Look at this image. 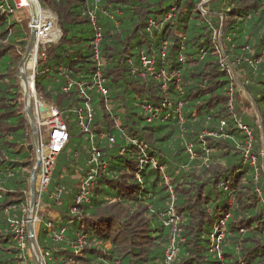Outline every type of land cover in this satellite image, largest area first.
Returning <instances> with one entry per match:
<instances>
[{
  "label": "trees",
  "instance_id": "16d2710c",
  "mask_svg": "<svg viewBox=\"0 0 264 264\" xmlns=\"http://www.w3.org/2000/svg\"><path fill=\"white\" fill-rule=\"evenodd\" d=\"M37 1L60 38L39 49L34 89L69 135L39 205L44 264H166L170 246L171 264H264V0ZM0 4V264H34L10 231L37 162L17 72L30 15ZM93 147L105 165L90 172Z\"/></svg>",
  "mask_w": 264,
  "mask_h": 264
},
{
  "label": "built area",
  "instance_id": "2783aa9c",
  "mask_svg": "<svg viewBox=\"0 0 264 264\" xmlns=\"http://www.w3.org/2000/svg\"><path fill=\"white\" fill-rule=\"evenodd\" d=\"M12 1H13V5H7L5 9L9 11H13L15 9H25L28 10L31 16V19L29 21V27L33 28L35 32V41L32 51L35 54L34 62L36 65L38 55L40 54L42 58L44 57L43 51L42 52L40 51L39 53V49L47 43L58 41L60 38V30L58 29L56 24V16L52 12H50L47 8L42 7L40 3L37 1L36 2L37 15L33 20L32 10H31V0H12ZM0 9H4L2 4H0ZM44 13L49 14L50 17H43ZM91 20L93 25H95L94 15L92 13H91ZM150 25L152 27H158L159 23L155 20H151ZM95 29L97 30V33L94 42V50H95L94 57L97 60L98 65H100V61L98 58V50H97L100 34H99V28L96 25H95ZM141 62L147 70L151 69L152 62L148 60L145 56H141ZM31 80H32V88L30 89V92L33 91L35 104L32 108L33 126L30 127L32 134L35 135L37 138V142L36 143L33 142L38 160V165L36 167L37 174H35L37 176V184L35 188V196L32 207L29 206V202H28L27 206H24L21 209L22 216L18 219L10 220V231L12 232L13 239L16 242L17 247L21 251H24L26 255H27L26 250H28L29 248H31L33 251V247L30 245L28 239L29 232L27 229V223L30 222L32 226L33 234L35 235L34 226L35 223L39 220L38 213L40 211L39 205L41 202L42 194L46 190L50 182L56 157L67 143L69 137L68 130L61 116V113L56 108L44 104V102L36 96L34 89V79L32 76H31ZM95 81L99 91L105 95L106 89L103 88L101 84V77L99 72H97L95 76ZM71 85L72 84L70 81H66L63 86V90L67 91L71 87ZM78 86L81 89L80 84H78ZM81 93L83 94V90H81ZM40 108H42L43 110L40 111ZM85 109L86 112L84 113H81L80 111L77 112L78 126L82 132L88 134L90 139H92L93 135L88 130V125L85 122L86 120L89 121L92 118V111H91V107L88 104L85 106ZM43 127L46 128V132L48 134V137H44V140L42 138ZM240 127L244 129L247 134V141H246L247 143L245 146V150L246 153L248 154V151L251 149L252 137L250 131L247 129L246 126L240 124ZM104 136H106L104 133L100 134V137H104ZM109 140L113 142V138L110 137ZM248 158L250 160V165L255 167V162H256L255 157L248 154ZM89 162L92 164L90 172H95L96 167L100 164L102 166L105 165V163L100 160L99 152L96 150L95 147H93L91 150V157ZM93 178H94L93 175H89L85 183L81 185L79 194L77 196V202H79L82 198L86 197L87 191L85 190V185H87L88 181L93 180ZM5 212L9 213L7 209L5 210ZM171 241H173V237ZM83 242H84L83 236H80L77 241L78 246H81ZM40 256H41V252H40ZM173 256H174V251L170 246L167 248L165 252L166 264H171L173 260Z\"/></svg>",
  "mask_w": 264,
  "mask_h": 264
},
{
  "label": "water",
  "instance_id": "95a60500",
  "mask_svg": "<svg viewBox=\"0 0 264 264\" xmlns=\"http://www.w3.org/2000/svg\"><path fill=\"white\" fill-rule=\"evenodd\" d=\"M36 2L37 0H31V10H32V18L33 20L35 19L36 15H37V6H36ZM34 41H35V32L33 28H30V36H29V40L24 52V55L18 65V78L20 81V84L22 86L23 89V93H24V107H25V113H26V117L27 120L30 124V126H33V119H32V110H31V106H30V100H31V92L27 83L28 80V76L25 73V64L26 61L28 59V57L31 55L32 50H33V46H34ZM34 71H35V66L33 67V74L32 77L34 79ZM43 109L40 108V111H42ZM258 115V113H257ZM259 119V116H258ZM260 121V119H259ZM33 142L36 143L37 142V138L35 135H33ZM264 159V156H263ZM38 165V160L35 164V167L33 169V172L31 174V178H30V201H29V206L32 207L33 205V201H34V196H35V170L36 167ZM27 229L29 232V243L30 245L33 247V258H34V262L35 264H43L41 261V257H40V251L38 250L37 244H36V238L34 237L33 234V230H32V226L30 224V222L27 223Z\"/></svg>",
  "mask_w": 264,
  "mask_h": 264
},
{
  "label": "rangeland",
  "instance_id": "374dc122",
  "mask_svg": "<svg viewBox=\"0 0 264 264\" xmlns=\"http://www.w3.org/2000/svg\"><path fill=\"white\" fill-rule=\"evenodd\" d=\"M27 12H28V10H26ZM28 14H29V12H28ZM30 15V14H29ZM30 19H31V16H30ZM33 59H34V55H33ZM33 67H34V64H33ZM33 67L32 68H27V69H25V73H26V75L29 77H31L32 76V74H33ZM20 82V81H19ZM22 87V86H21ZM23 90V89H22ZM34 104H35V99H34V96H33V91L31 92V100H30V106L31 107H33L34 106ZM44 135L42 136V138H43V140H44ZM77 142H80V138H77ZM74 148V147H73ZM64 158H65V155H61L60 157H58V159H57V165H56V170H55V174H58V170H59V168H60V166H61V164H62V162H63V160H64ZM71 169H72V167H71ZM70 171H65L64 172V176H67L68 175V173H69ZM54 179H55V177H54ZM36 184H37V176L35 175V188H36ZM53 189H55V187H54V185H50V186H48L47 187V189L43 192V195L44 196H47V193H48V191H53ZM29 201H30V198H29ZM39 213H41L40 211H39ZM38 213V214H39ZM41 215H42V213H41ZM39 216V215H38ZM41 222V219L39 218V220L35 223V226H34V233H35V235H36V231H37V228H38V225H39V223ZM42 225H44L43 223H42ZM35 235H34V237H35ZM27 251V257L30 259H32L33 260V262H34V258H33V251H32V249L31 248H29L28 250H26ZM41 257V256H40ZM41 261H42V263L44 264V262H43V260H42V258H41ZM27 264H32V262L29 260V262H27ZM34 264H35V262H34Z\"/></svg>",
  "mask_w": 264,
  "mask_h": 264
},
{
  "label": "bare ground",
  "instance_id": "6f19581e",
  "mask_svg": "<svg viewBox=\"0 0 264 264\" xmlns=\"http://www.w3.org/2000/svg\"><path fill=\"white\" fill-rule=\"evenodd\" d=\"M43 17H50V15L44 13L43 14ZM33 55H34V59H35V54L32 51L31 55L28 57V59L26 61V64H25V68L26 69L27 68H32L33 67V64L35 65V62H34V59H33ZM27 83H28L29 89H31L32 88V80H31V77L30 76L28 77Z\"/></svg>",
  "mask_w": 264,
  "mask_h": 264
}]
</instances>
